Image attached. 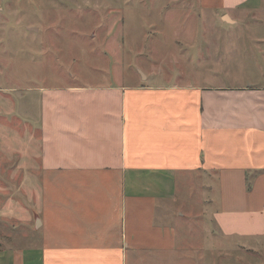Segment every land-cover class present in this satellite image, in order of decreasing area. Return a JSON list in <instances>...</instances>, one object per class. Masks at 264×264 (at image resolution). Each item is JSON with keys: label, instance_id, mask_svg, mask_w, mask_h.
I'll return each instance as SVG.
<instances>
[{"label": "crops", "instance_id": "0c3cea01", "mask_svg": "<svg viewBox=\"0 0 264 264\" xmlns=\"http://www.w3.org/2000/svg\"><path fill=\"white\" fill-rule=\"evenodd\" d=\"M196 3L213 14L203 48L220 67L195 80L30 87L33 128L4 143L0 129V264L264 251V0Z\"/></svg>", "mask_w": 264, "mask_h": 264}, {"label": "rangeland", "instance_id": "374dc122", "mask_svg": "<svg viewBox=\"0 0 264 264\" xmlns=\"http://www.w3.org/2000/svg\"><path fill=\"white\" fill-rule=\"evenodd\" d=\"M212 15L196 0H0L3 143L15 134L24 139L38 119L30 87L135 84L144 76L150 83H183L195 80L194 71L220 67L208 57L215 49L203 48L214 32ZM24 107L27 124L16 119L25 117ZM189 218L191 227L200 221ZM228 245L222 264H264V251L254 258Z\"/></svg>", "mask_w": 264, "mask_h": 264}]
</instances>
